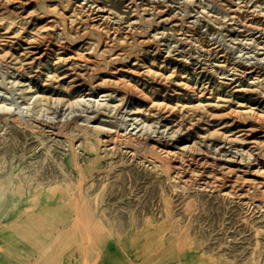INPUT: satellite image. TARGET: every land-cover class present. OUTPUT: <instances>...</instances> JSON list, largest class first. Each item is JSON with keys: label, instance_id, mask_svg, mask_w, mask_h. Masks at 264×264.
Instances as JSON below:
<instances>
[{"label": "rangeland", "instance_id": "obj_1", "mask_svg": "<svg viewBox=\"0 0 264 264\" xmlns=\"http://www.w3.org/2000/svg\"><path fill=\"white\" fill-rule=\"evenodd\" d=\"M20 1L0 0V180L17 191L0 264H264V0ZM164 146L186 147L184 170Z\"/></svg>", "mask_w": 264, "mask_h": 264}, {"label": "bare ground", "instance_id": "obj_2", "mask_svg": "<svg viewBox=\"0 0 264 264\" xmlns=\"http://www.w3.org/2000/svg\"><path fill=\"white\" fill-rule=\"evenodd\" d=\"M17 3L23 4V2L20 1V0H17ZM65 12H67V10H65ZM9 14H12V12H8V11L4 12V14L1 16V19L4 20ZM37 19H41L40 15L37 16ZM248 28H249V26H248ZM40 34L41 33L38 32L35 35H36V37L39 40H45V42H47L46 46H47V49H48L49 48L48 46H50L52 44L53 40H51V39H49L47 37L43 38L42 36H40ZM60 34L61 35H65V30L61 29ZM138 97H140V98H143L144 97L145 98L146 95H143V94L140 95L139 94ZM235 118H239V117L236 115ZM188 124H189V122H185L181 126L182 127H185ZM27 126H29V124H27ZM254 129H255L254 127H249L248 132L250 134H252L253 131H255ZM101 143H102V141L96 136V138H94L93 140H91L90 143L88 144V146H89L88 149L90 151H94L96 153L95 154L96 161H99L100 158L102 157L101 156V147H102V144ZM141 146L142 145L136 146V150L138 152H141ZM180 148H181L180 151H177V152H172L171 149L169 147H167V146H164L162 148L164 150V152L166 153V155H168V156H171L172 155L171 158H173V159L176 160V163L174 161L173 168L176 169L175 171H178L179 170V172L182 171V170H184V165L182 164L183 162H181L180 157H178V156H179V154H181V151H184L185 150L186 147H180ZM49 150H50V148L47 146L46 151H49ZM151 152H153V151H151ZM240 152L243 153V157H242L241 161H239L240 166L241 167H246L248 165L247 162L249 163V165H251L250 158H252L253 155H254L252 149H247V150L241 149ZM256 160H257V162H256V168H258L257 170H258V172H260V170L262 168H264V158H260V159H256ZM59 166L61 168H63L61 166V164H59ZM63 171H65V170H62V172ZM179 172H177V174ZM53 179H54V177H53ZM45 180H48V185L51 183V177L50 176L48 178H46ZM45 180L43 182H45ZM64 181L69 186L73 184V179L70 177V175H68V173H66L65 180ZM4 182H5V179L4 178L2 180H0V194L2 193V195H0V196L3 197L2 199L0 198V207L3 208V212H6L10 208L11 203L10 204L9 203L7 204V202L4 201V197L13 196V198H14L15 197V194H17L16 193L17 191L14 190L12 187L5 188L6 182L5 183ZM262 183L263 182L261 181V184ZM54 184H56V182H52V185H54ZM104 186H105V184H103V187L102 188H104ZM219 186L222 187V188H224L225 187V182H220V185ZM81 193L83 195V203H84V205H87L89 202H91L90 201L91 195H90V192L89 191H86V190L83 189L81 191ZM102 194L104 195V192H102ZM26 200H29V198L27 197ZM106 200H107V198H106ZM5 202H6V204H5ZM191 202H192V200H191ZM25 203H27V202H25ZM86 207H87V210L85 211V213L87 214V216H89V215H95V216L98 215L99 216L100 213H101V215H102V213H104V209L99 210L100 212H95V211H93V209L91 208V206L87 205ZM86 207H85V209H86ZM19 210H20L19 213H22V214L28 213L27 215L43 214L46 211V209H42L40 211L27 212V210H25L23 207H20ZM16 213H18V211ZM249 223L253 226V228H254V230H255L256 233H259L262 230V228H264V226L257 225L256 223H253L251 220L249 221Z\"/></svg>", "mask_w": 264, "mask_h": 264}]
</instances>
